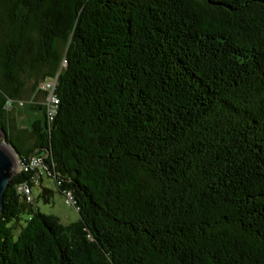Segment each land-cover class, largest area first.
I'll return each instance as SVG.
<instances>
[{"label":"trees","instance_id":"16d2710c","mask_svg":"<svg viewBox=\"0 0 264 264\" xmlns=\"http://www.w3.org/2000/svg\"><path fill=\"white\" fill-rule=\"evenodd\" d=\"M0 127V264H264V0H0Z\"/></svg>","mask_w":264,"mask_h":264},{"label":"rangeland","instance_id":"374dc122","mask_svg":"<svg viewBox=\"0 0 264 264\" xmlns=\"http://www.w3.org/2000/svg\"><path fill=\"white\" fill-rule=\"evenodd\" d=\"M13 112L18 126L23 127H28L30 125L31 120L34 118L36 113V111L29 107V101L27 100L26 104L24 105L18 104L14 108ZM40 184H43L52 190V196L49 202H44L42 199H38L35 202L36 207H38L41 212L57 215L63 224H68L78 220L79 215L76 208L73 205L66 203L65 196L58 191L52 178H46L42 176V181ZM39 191L40 188L38 182H36L35 187L32 188V193L34 196H36Z\"/></svg>","mask_w":264,"mask_h":264},{"label":"water","instance_id":"95a60500","mask_svg":"<svg viewBox=\"0 0 264 264\" xmlns=\"http://www.w3.org/2000/svg\"><path fill=\"white\" fill-rule=\"evenodd\" d=\"M0 210L2 207L3 192L10 177L15 173L17 155L6 139V132L0 127Z\"/></svg>","mask_w":264,"mask_h":264},{"label":"built area","instance_id":"2783aa9c","mask_svg":"<svg viewBox=\"0 0 264 264\" xmlns=\"http://www.w3.org/2000/svg\"><path fill=\"white\" fill-rule=\"evenodd\" d=\"M46 89H49V94L47 96V103H51V102H55V99L53 97V94H52V88H53V82H46L44 85H43ZM39 165V160L36 159V158H31L28 163H24V164H20L17 160V165H16V168H15V171L18 170V169H23L25 171H28L29 169H32L34 167H37ZM18 190L20 192H22V194H24L26 196V198L28 200L31 199V189L30 187H28L26 184L22 183L18 186ZM65 201L67 204L71 205L73 204V200H72V197L67 193L66 194V197H65Z\"/></svg>","mask_w":264,"mask_h":264},{"label":"crops","instance_id":"0c3cea01","mask_svg":"<svg viewBox=\"0 0 264 264\" xmlns=\"http://www.w3.org/2000/svg\"><path fill=\"white\" fill-rule=\"evenodd\" d=\"M35 187V186H34Z\"/></svg>","mask_w":264,"mask_h":264}]
</instances>
